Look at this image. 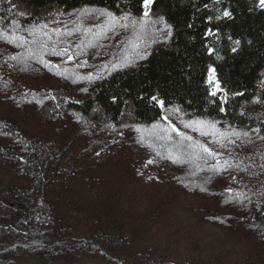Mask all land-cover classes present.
Wrapping results in <instances>:
<instances>
[{
	"label": "rangeland",
	"instance_id": "obj_1",
	"mask_svg": "<svg viewBox=\"0 0 264 264\" xmlns=\"http://www.w3.org/2000/svg\"><path fill=\"white\" fill-rule=\"evenodd\" d=\"M156 17L153 15L150 18ZM61 19L70 17L65 14ZM137 37L141 51H149L157 44L152 42L154 39L163 38L160 33L153 34L151 30L141 32L139 25L135 32L131 26L127 31L117 27L115 34L109 33L107 39L100 36L93 41L98 47L87 49L79 57L80 61H87L84 67H77L76 61L64 63L56 56L42 57L43 63L40 59H29L26 64L10 61L14 62L18 79L26 83V87L29 85V91L41 96L52 92L50 97L53 100L49 99L43 108L29 97L23 104L14 100L3 104L0 101V112L5 110L4 106L8 107L10 122L23 136L34 137V132L45 134L53 130L52 145L47 146L50 149L45 154L48 166L56 171L59 163L67 160L71 167L69 171L62 172L61 180H66L60 183L63 186L61 191L46 186L47 182L32 188L27 183L26 187L30 189L27 195L21 196L16 191V187H20L18 179L13 187L5 186V175L9 174L7 169L12 174L16 171L14 164L7 161V165L0 167V227L11 228L23 221L28 215L27 210L32 208L30 200L37 203L38 198L47 200L44 209H48L53 200L56 201L57 211L67 198L65 201L68 200L77 213L97 221L93 224L85 219L67 221L71 227L67 240L38 239L23 243L11 232H0V264H101L102 257L91 246L86 249L81 243L82 239L91 236L97 238L96 245L110 256L115 250L126 256L132 242L138 247L142 245L141 248L149 251L148 260L153 264H159L156 262L158 256L163 257V264H264V233L260 231L258 239L245 220L250 216L248 206L251 200L244 191H251L249 189L253 187L260 189L256 199L264 203V168L260 167L264 165V141L255 133H250L253 141L250 144L237 141L235 145L227 146L224 158H228L227 153L230 152L231 162L240 167L220 174L209 170L210 165L215 163L211 157L193 160L186 150L188 145L197 141L207 142V138L201 137L198 132L183 128L182 121L200 119H185L181 112L171 113L172 108L165 109L164 114L170 115L179 130L192 137V141H182L177 152L173 145L180 138L175 133L168 132L171 140L160 138L162 130L167 127L163 121L154 124L155 128L153 125L122 123L112 130L103 125L83 123L63 110L65 102L62 97L66 93H71L76 99L85 96L84 89L89 80L81 77L90 72L102 76L108 72L98 71L104 65H108L111 71V64L116 58L134 56L132 45L138 42ZM18 48L0 41V52L4 54L14 53ZM19 55H25L24 48ZM261 81L264 78L259 83ZM22 89L19 83L13 82L11 90L16 92V98L21 99ZM247 112L264 117V108L256 104L249 106ZM50 120H57V132ZM217 123L220 129L233 130L222 122ZM137 128L139 132L135 130ZM111 137L117 138V142L96 155L101 142ZM0 145H6L4 138L0 137ZM54 150L57 153L53 154ZM169 152L174 158L179 157L176 163L161 160L156 155L159 153L167 157ZM150 159L156 162L149 165ZM143 164L144 167L146 164V172L142 178L136 167ZM230 186L238 191H225ZM202 187L206 191L201 192ZM54 221L57 224L63 222ZM104 223L122 226H117L114 234L102 226ZM116 230H128L130 236L120 239ZM124 238L131 239L129 245ZM20 243H23L21 247Z\"/></svg>",
	"mask_w": 264,
	"mask_h": 264
},
{
	"label": "trees",
	"instance_id": "obj_2",
	"mask_svg": "<svg viewBox=\"0 0 264 264\" xmlns=\"http://www.w3.org/2000/svg\"><path fill=\"white\" fill-rule=\"evenodd\" d=\"M15 2L19 5V10H26L31 15L23 18L15 12L9 13L11 5L8 0H0V30L5 33L13 28L12 20L27 27L47 18L49 13L67 14L85 7L106 9L117 17L129 12L138 18L141 11L137 0H15ZM205 4L208 5L207 8L203 7ZM217 8L230 9L233 12V19L213 20L207 23L206 17L215 16ZM154 15H163L165 22L173 26L174 36L170 46L154 45L147 51L150 55L146 59L129 55L131 61L129 67L108 71L99 79L87 81L83 98L76 99L71 93H66L62 97L65 102L63 110L73 114L83 123L103 125L113 130L122 123L131 126L154 125L161 122L159 117L165 113V109L180 108L185 119L222 122L234 130L250 133L252 129H258L259 135L264 136V117L259 113L252 115L247 112L249 106L254 104L264 108V88L259 83L264 78V10L256 8L254 0H222L218 4H214L213 0H157ZM188 24H192V28H188ZM208 27L219 29V39L210 38L208 43L217 49V55L222 59H217V55L207 54L203 34ZM229 36L241 40V50L238 54L231 52L232 43L228 39ZM21 52L22 48L9 54L0 52V101L3 104L14 100L18 104H23L29 97L41 108L46 107L49 99L53 100L50 97L52 92H47V96H41L29 91V85L26 87V83L18 79L14 62H10V56L19 55ZM210 65L216 68V75L222 87L230 93H244L242 96H231L226 105L227 111L223 113L219 111V101L207 94L208 86L205 81ZM14 81L23 88L20 93L21 99L16 98L14 95L16 92L11 90ZM151 94L158 95L170 103H167L163 110L154 107L147 99ZM113 97L116 98L115 101ZM4 107L5 110L0 112V137L4 138L6 147L0 145V167L7 165V161H11L16 167L13 174L7 169L9 174L5 175L7 182L5 186L13 187L15 180L18 179L20 187H16V191L21 196L27 195L26 192L30 189L26 187L27 183L32 188L47 182L46 186L56 187L58 192L61 191L63 186L60 183L66 180H61L62 172L69 171L71 164L67 160H62L56 171L48 166L49 160L46 161L48 157L46 158L45 154L48 153L47 149H50L47 146L52 145L53 130L45 134L34 132V137L23 136L10 122L8 117L10 110ZM50 123L57 132V120H50ZM116 142L117 138L114 137L102 141L98 152L105 151L109 145ZM136 168L143 178L146 164L145 167L143 164ZM230 187L233 191H238ZM249 190L251 191H244L245 196L251 200L248 206L250 216L245 220L254 230V235L260 239L259 232L264 233V203L256 199L260 189L253 187ZM66 199L61 203L60 211L55 209L57 203L54 200L50 205L47 204L48 209L43 207L45 202L48 203L46 199L38 198L37 203L30 200L32 208L27 210V217L11 228L0 227V232H11L23 243L38 239L67 240L66 237L70 236L71 231L67 221L85 219L91 224L97 221L77 213L75 207L68 200L65 201ZM54 220H58V223L59 220L63 222L57 224ZM102 226L115 234V228L122 225L104 223ZM116 231L120 239L123 236H130L128 230ZM262 238L264 239V234ZM124 239L126 245H129L131 239ZM23 243H20L19 247ZM81 243L86 249L91 246L95 253L102 257L101 264H130V261L131 264H153L148 260L149 251L141 248L142 245L136 246L133 242L126 256L119 250L112 251L114 255L110 256L105 249L96 245L98 240L95 236L82 239ZM162 258L158 256L156 262L163 264Z\"/></svg>",
	"mask_w": 264,
	"mask_h": 264
},
{
	"label": "snow or ice",
	"instance_id": "obj_3",
	"mask_svg": "<svg viewBox=\"0 0 264 264\" xmlns=\"http://www.w3.org/2000/svg\"><path fill=\"white\" fill-rule=\"evenodd\" d=\"M11 5L8 9L9 13L15 12L16 15L27 18L31 14L26 10H19V5L16 4L15 0H8ZM222 0H213L214 4L221 3ZM157 0H137V5L140 8V13L138 18L134 17L131 13L125 12L121 16L117 17L111 11L106 9H89L87 7L82 8L77 13H67L70 19H61L65 16V13L58 12L53 15L48 14V17L44 19L43 22H35L27 27H24L20 22L12 20V29H9L7 33L0 30V40H4L8 44H13L17 47L25 49V55H13L9 59L12 61H20L27 63L29 59H40L43 63L42 57L44 56H56L60 57L64 63H69L76 61L77 67H84L87 61H80L79 57L82 56L87 49L97 48L98 45L93 41L103 36L105 39L108 38L109 33H116L117 27L127 31L129 27L136 31L137 25L141 32H147L151 30L153 34L160 33L162 39H154L152 42L162 45L164 47L170 46L173 36L174 29L173 26L166 23L163 15L157 16L155 19L150 18L154 15V6ZM254 5L260 10H264V0H254ZM207 8L208 5H203ZM233 19V12L228 9H216V15H209L206 17V22L211 23V21ZM158 25H163L162 27H157ZM188 28H192V24H188ZM21 33H26L23 35ZM205 48L209 56L217 55V49L208 43L210 38L219 39V29L208 27L204 31ZM229 41L232 43L231 52L233 54H238L241 50V40L233 39L231 36L228 37ZM138 42L132 45V53L139 59H146L150 53L145 49L140 50L139 37H137ZM78 41V42H77ZM251 43V41H249ZM151 47V45H148ZM217 59H222L217 55ZM50 63V62H49ZM131 61L126 55L124 57H118L111 64V71H117L126 67H129ZM98 71H109L108 65H104L103 69ZM110 74V72H109ZM100 76L94 73H88L86 77H81V79H87L89 81L93 79H99ZM205 84L208 86V96L216 98L219 101V111L226 112V105L229 102L231 96H242L244 93L235 92L230 93L229 90L225 89L221 85V81L217 78L216 68L212 65L208 68L207 79ZM261 85L264 86V81H261ZM86 91V89H84ZM113 97V101H115ZM143 99V98H142ZM147 99L150 103L161 110L165 109L167 103L164 99H161L158 95L151 94ZM259 102V101H254ZM171 113H179L182 111L180 108H172ZM160 120L166 123L167 127L162 130L161 139L171 140L168 132L175 133L177 137L180 138L176 141L173 147L177 152L180 151L182 141H192V137L184 132H181L177 125L172 122L170 115L162 114L160 115ZM183 128L190 129L199 133L201 137L207 138V142H195L194 144L188 145L186 149L188 154L193 158V160L205 159V157H211L215 161L214 164L210 165L209 170L214 173H230L232 169L239 168V164H233L231 162V153H227L228 158L225 157V153L228 145H235L237 141L241 144L252 143V138L250 137L249 131H238V130H227L220 129L217 122H209L205 120L183 122ZM153 127H157L153 125ZM137 132L140 131L139 128L135 129ZM251 132L256 133L257 137L264 141V136L259 135L258 129H252ZM123 135V133H122ZM215 145L216 147H212ZM101 153L97 152L96 155ZM161 160H166L171 163H176L179 157H173L172 153L169 152L167 157L160 156L156 153ZM155 160H148V164H154ZM207 163V160H205ZM250 167V165L248 166ZM260 167L264 168V165ZM233 180L236 177H232ZM201 192L206 191L205 188L200 189ZM225 191L231 193L233 190L231 188L225 189ZM243 195V193H241Z\"/></svg>",
	"mask_w": 264,
	"mask_h": 264
}]
</instances>
